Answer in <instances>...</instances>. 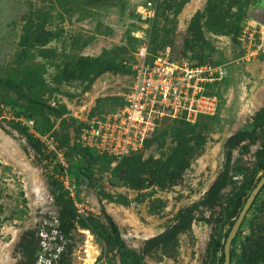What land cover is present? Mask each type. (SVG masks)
I'll return each instance as SVG.
<instances>
[{"label": "rangeland", "instance_id": "374dc122", "mask_svg": "<svg viewBox=\"0 0 264 264\" xmlns=\"http://www.w3.org/2000/svg\"><path fill=\"white\" fill-rule=\"evenodd\" d=\"M145 1L0 0V264L222 261L225 234L264 172V24L248 14L264 0H152L154 14L141 17ZM143 40L150 52L218 65L215 111L162 120L137 150L112 159L76 138L122 104ZM211 236L219 247L209 252ZM260 254L264 184L228 264H264Z\"/></svg>", "mask_w": 264, "mask_h": 264}, {"label": "built area", "instance_id": "2783aa9c", "mask_svg": "<svg viewBox=\"0 0 264 264\" xmlns=\"http://www.w3.org/2000/svg\"><path fill=\"white\" fill-rule=\"evenodd\" d=\"M141 17L154 14L152 0L137 5ZM131 79L122 104L94 116L76 141L112 159L137 150L162 120L195 122L215 111L217 94L210 86L221 76L218 65L172 57L168 49L150 52L147 40L133 50ZM60 183L69 196L74 185L66 171ZM78 211L81 204L75 203Z\"/></svg>", "mask_w": 264, "mask_h": 264}, {"label": "trees", "instance_id": "16d2710c", "mask_svg": "<svg viewBox=\"0 0 264 264\" xmlns=\"http://www.w3.org/2000/svg\"><path fill=\"white\" fill-rule=\"evenodd\" d=\"M200 119V118H199ZM198 119V120H199ZM174 121H184V120H174ZM186 122H188V121H186ZM191 123H193V122H191ZM89 148V147H88ZM131 152H134V151H131ZM130 152V153H131ZM104 153V152H103ZM130 153H128V154H130ZM106 154V153H105ZM128 154H126V155H124V156H127ZM108 155V154H107ZM109 157H111L110 155H108ZM124 156H122V157H124ZM121 158V157H120ZM259 167H262V164L261 163H259V164H257ZM242 167H237L236 168V171L238 172V173H240V172H242ZM69 176V175H68ZM219 180H220V174L218 175V177H217V179H215L212 183H211V185L209 186V190H208V192H207V194L208 193H211L212 191H214L216 188H218L219 186H220V184L218 183L219 182ZM62 196L64 197V199L65 200H67V201H69V203H71V201H70V197H69V195L67 194V191H66V189H63L62 190ZM71 205H72V203H71ZM74 209H75V207H74ZM101 210H102V213H104V215H105V218H106V221H107V224H108V228H109V232H110V235H111V239H112V241L115 243V244H118V245H124V241H123V239H122V237L120 236V232H119V230H118V227H117V225H116V223H115V221L113 220V218H112V216L109 214V212L104 208V207H101ZM76 211V210H75ZM236 218V217H235ZM235 220V219H234ZM233 220V221H234ZM65 222H66V215H65V210L64 209H62L61 211H60V214H59V227L60 228H63V226H64V224H65ZM233 223V222H232ZM232 223H231V225H232ZM230 229V228H229ZM229 231V230H228ZM228 233V232H227ZM227 233L225 234V238H226V236H227ZM219 247V243L217 242V241H215V240H213V238H212V236L210 237V239H209V241L207 242V245H206V251H213V250H215V249H217ZM222 251H223V249H222ZM222 259H223V255H222ZM130 260H133V259H131L130 258ZM258 260L261 262V263H264V254H260L259 255V257H258ZM222 262V261H221ZM221 262L219 263V264H221ZM228 263H229V260H228ZM136 264H138L137 262H136ZM206 264H208V263H206Z\"/></svg>", "mask_w": 264, "mask_h": 264}, {"label": "water", "instance_id": "95a60500", "mask_svg": "<svg viewBox=\"0 0 264 264\" xmlns=\"http://www.w3.org/2000/svg\"><path fill=\"white\" fill-rule=\"evenodd\" d=\"M249 16L254 19L255 21L264 24V8L263 7H253L249 12ZM264 184V172L261 174V176L258 178L257 182L254 184L253 188L248 193L247 197L245 198V201L240 208L238 215L236 216L235 220L233 221L227 236L224 240L223 244V259L221 264H228L229 260V251H230V243L232 238L235 236L236 231L239 227V224L241 220L244 217L245 212L248 210L249 206L251 205V202L254 198V196L257 194V192L260 190L261 186Z\"/></svg>", "mask_w": 264, "mask_h": 264}, {"label": "bare ground", "instance_id": "6f19581e", "mask_svg": "<svg viewBox=\"0 0 264 264\" xmlns=\"http://www.w3.org/2000/svg\"><path fill=\"white\" fill-rule=\"evenodd\" d=\"M91 260H92V258H89V260H88V262L86 264H89Z\"/></svg>", "mask_w": 264, "mask_h": 264}]
</instances>
